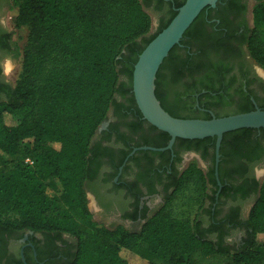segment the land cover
<instances>
[{
	"label": "trees",
	"instance_id": "obj_1",
	"mask_svg": "<svg viewBox=\"0 0 264 264\" xmlns=\"http://www.w3.org/2000/svg\"><path fill=\"white\" fill-rule=\"evenodd\" d=\"M12 1L18 8L15 27L26 28L28 35L19 78L13 86L0 84L7 93L0 97V228L76 237L75 251L59 264H264V183L248 218V236L239 247L224 242V231L217 240L208 235L203 226L206 208L194 217L176 216L169 203L138 230L108 227L89 208L87 183L97 178L111 153L101 141L94 148V137L109 117L122 75L132 86L141 52L178 9L149 35L152 16L146 6L161 8L164 0ZM207 8L158 72L157 95L175 116L180 108L175 96L183 95L176 88L179 69L211 72L223 66L220 50L216 58L210 55ZM246 43L264 67V0L254 7ZM182 45L199 47L194 61L190 52H181ZM200 83L188 92L217 90L205 79ZM53 178L61 184L56 193L49 191ZM188 182L197 185L203 202L207 177L195 163L182 175L177 192ZM215 216L211 222L218 221Z\"/></svg>",
	"mask_w": 264,
	"mask_h": 264
},
{
	"label": "flooded vegetation",
	"instance_id": "obj_2",
	"mask_svg": "<svg viewBox=\"0 0 264 264\" xmlns=\"http://www.w3.org/2000/svg\"><path fill=\"white\" fill-rule=\"evenodd\" d=\"M181 1L160 3L165 20ZM258 1L219 0L215 7L207 8L204 24L213 40L210 55L216 58L220 50L223 66L220 71L211 72H194V67L179 69L176 88L183 95L175 96L180 107L177 116L206 118L264 109V74L246 43ZM13 9L12 0H0V84L8 86L14 83L6 71V60L14 69L19 58L12 26ZM198 49V46L182 45L181 52H190L194 61ZM203 79L217 90L188 92V87L198 85ZM126 81L122 75L121 90L106 120L108 125L99 129L93 140L94 148L95 141H101L111 149L97 178L87 183L89 208H95V202L93 206L90 204L92 198L100 208L97 219L91 209L94 218L108 227L125 225L141 229L151 215L169 205L180 187L182 175L195 163L207 177V193L203 202L199 201V208H206L203 226L213 239H220L224 231L226 244L241 246L248 236V218L259 202L264 183V127H249L246 132L229 131L223 137L219 153L214 136L178 137L173 147L162 150L142 148L166 147L172 136L144 117L133 85ZM0 97H7L1 88ZM215 214L218 221L211 222ZM76 245L77 238L67 233L51 237L29 229L0 228V264H59L75 251Z\"/></svg>",
	"mask_w": 264,
	"mask_h": 264
},
{
	"label": "water",
	"instance_id": "obj_3",
	"mask_svg": "<svg viewBox=\"0 0 264 264\" xmlns=\"http://www.w3.org/2000/svg\"><path fill=\"white\" fill-rule=\"evenodd\" d=\"M218 2L219 0H186L178 8L171 22L141 52L135 64L133 76V89L137 103L147 120L172 136L166 147L144 146L142 148L162 150L173 147L178 137L214 136L217 137L219 153L225 133L244 127H264L263 108L212 118L179 117L168 111L157 95V77L164 60L177 44H181L186 31L201 12L207 7H215ZM262 71L264 72V69ZM107 125L108 121L103 122L100 129Z\"/></svg>",
	"mask_w": 264,
	"mask_h": 264
},
{
	"label": "rangeland",
	"instance_id": "obj_4",
	"mask_svg": "<svg viewBox=\"0 0 264 264\" xmlns=\"http://www.w3.org/2000/svg\"><path fill=\"white\" fill-rule=\"evenodd\" d=\"M149 4V2H148ZM150 6H146L149 13L152 16V28L150 31V35L155 34L158 30V26L160 24V21H164L166 18V15L163 14L161 11V8H157L153 3H150ZM18 13V8L17 6H14V9L12 11L13 15V24L12 26L15 28V38L18 44V49H19V58L16 61V67L11 70L9 73L10 78L12 79L13 83L15 84L17 79L19 78L21 69H22V57H23V49L24 46L27 42V35H28V30L26 28H16L14 21L15 17ZM156 30V32H155ZM9 60H6V67L8 64ZM260 71L262 74L264 72L262 71L263 66H260V64H257ZM127 78V77H125ZM61 188V184L58 179L53 178L49 181V191L51 193H56L59 189ZM199 191L197 189V185L193 182H188L187 185H183L182 188L176 193V195L173 197V199L170 202L171 210L174 215L176 216H183V215H190L194 217L199 209ZM95 202V208H91L93 211L96 213V219L99 217V209L96 207V201H94V198L90 200L91 206L94 205ZM136 264H141L136 263Z\"/></svg>",
	"mask_w": 264,
	"mask_h": 264
},
{
	"label": "clouds",
	"instance_id": "obj_5",
	"mask_svg": "<svg viewBox=\"0 0 264 264\" xmlns=\"http://www.w3.org/2000/svg\"><path fill=\"white\" fill-rule=\"evenodd\" d=\"M12 67H13V66H12L11 62L9 61L8 64H7V67H6V71H7V72H11Z\"/></svg>",
	"mask_w": 264,
	"mask_h": 264
},
{
	"label": "built area",
	"instance_id": "obj_6",
	"mask_svg": "<svg viewBox=\"0 0 264 264\" xmlns=\"http://www.w3.org/2000/svg\"><path fill=\"white\" fill-rule=\"evenodd\" d=\"M29 161H32L30 158H28Z\"/></svg>",
	"mask_w": 264,
	"mask_h": 264
}]
</instances>
